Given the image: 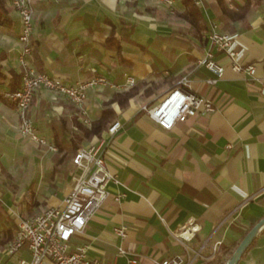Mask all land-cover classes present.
<instances>
[{
    "label": "crops",
    "instance_id": "1",
    "mask_svg": "<svg viewBox=\"0 0 264 264\" xmlns=\"http://www.w3.org/2000/svg\"><path fill=\"white\" fill-rule=\"evenodd\" d=\"M28 1L34 12L33 68L69 84L103 76L121 86L132 76L137 91L124 107L112 102L114 118L107 129L86 139L76 108L40 90L29 117L55 151L22 139L14 106L5 96L13 75H19L21 22L12 0H4L9 22L0 25V264L30 260L27 249L17 257L5 253L17 216L61 208L76 174L74 151L99 139L106 141V169L114 179L100 209L72 237V248L88 246L89 258L102 264H130L131 259L152 264L175 256L204 264L216 242L239 244L264 218V97L259 93L264 87V1L233 22L223 10L237 12L244 0H198L199 5L192 0L206 27L202 30L179 17L186 10L184 0H175L170 10L155 0ZM211 25L236 36L239 62L255 66L253 77L233 72L230 60L212 50L223 74L207 84L215 75L199 62L210 49ZM184 77L188 90L211 100L215 111L163 129L142 107L157 104ZM129 90L89 89L86 109L92 123L113 96ZM115 121L120 128L109 135ZM190 223L198 230L188 251L172 233ZM120 227L126 228L123 239L114 232ZM238 264H264L262 231Z\"/></svg>",
    "mask_w": 264,
    "mask_h": 264
},
{
    "label": "built area",
    "instance_id": "2",
    "mask_svg": "<svg viewBox=\"0 0 264 264\" xmlns=\"http://www.w3.org/2000/svg\"><path fill=\"white\" fill-rule=\"evenodd\" d=\"M165 9L170 10L175 0H155ZM196 4L199 5L198 0ZM13 9L19 16L21 32L18 38L20 45L17 56L19 64L20 87L18 90L5 94L15 109L19 120L18 133L20 137L28 139L39 147H47L51 151L55 148L46 140L38 136L33 122L29 117V107L34 96L45 90L51 94L54 100L57 96L63 97L76 108L80 122L90 127L92 120L86 109V93L89 89L111 85L114 89H131L135 85L132 76H126L121 86L111 84L103 76H94L88 80L78 81L75 84L65 83L55 75L40 72L32 67L34 12L28 0H12ZM235 35L220 33L215 25L207 36L209 51L204 59L199 62L210 70L215 79L207 81L208 85H214L221 78L223 68L213 59L212 50L225 55L230 60V68L233 72L245 77H253L254 65H243L239 62V53L235 46ZM189 80L184 77L172 88L157 104L143 106L142 111L157 125L163 129H170L175 122H183L198 115L209 114L215 111L214 103L205 98L191 93L188 90ZM264 97V87L260 90ZM120 128L115 121L108 128L109 135L114 134ZM104 139L96 143L80 147L72 157L71 163L75 167L76 174L73 185L63 201L61 208L50 207L42 213L22 218L17 216V229L13 239L8 243L5 253L10 257H17L19 252L27 249L30 260H18L19 264H102L98 260L89 258L88 246H70L73 236L81 233L90 218L100 209L108 196L107 184L114 177L106 169V150ZM198 227L193 223L180 228L172 233L176 242L190 251L187 243L191 241ZM120 238L126 237V228L120 227L114 230ZM221 242H216L211 247V253L204 259H210ZM204 245L196 252L200 255ZM135 259L129 260L130 264H136ZM152 264H191L185 261L183 256H175L169 259L154 261Z\"/></svg>",
    "mask_w": 264,
    "mask_h": 264
},
{
    "label": "trees",
    "instance_id": "3",
    "mask_svg": "<svg viewBox=\"0 0 264 264\" xmlns=\"http://www.w3.org/2000/svg\"><path fill=\"white\" fill-rule=\"evenodd\" d=\"M244 1H245L244 6L239 8L237 12H232L224 9L223 15L233 22L244 20L250 7L253 4H258L264 0H244ZM184 5L186 6V10L183 14L179 15V17L186 20L191 26H193L197 30L206 29V27H204L203 24H200L201 16L198 10L195 8L192 0H184ZM8 22H9V18L7 16V10L5 8L4 0H0V25L2 26L6 25L8 24ZM11 85H12L11 92L19 89L20 87L19 75L17 76L13 75V82ZM136 91L137 88H135L134 86L132 89H130L128 92L124 94L113 96L111 101L105 104L104 109L101 111L100 118L94 121L89 128L77 124L78 128L82 133V136L86 139H90L93 136L100 137L101 133L107 129L108 125L114 118V113L109 108V105L112 102H117L121 107H124L128 99L133 97V95H135ZM77 150L78 148H76V150L74 151L73 156L75 155ZM248 231L244 233L243 237L248 233ZM262 233H264V230L262 231ZM253 243L251 244V246L253 245ZM237 246L238 244H233L231 246L220 244L217 247L214 255L210 259L205 261L204 264H225L227 260L231 257L232 253L234 252ZM210 253H211V249H210Z\"/></svg>",
    "mask_w": 264,
    "mask_h": 264
},
{
    "label": "water",
    "instance_id": "4",
    "mask_svg": "<svg viewBox=\"0 0 264 264\" xmlns=\"http://www.w3.org/2000/svg\"><path fill=\"white\" fill-rule=\"evenodd\" d=\"M264 230V218L255 224L238 244L231 257L225 264H238L244 253L251 246L256 237Z\"/></svg>",
    "mask_w": 264,
    "mask_h": 264
},
{
    "label": "rangeland",
    "instance_id": "5",
    "mask_svg": "<svg viewBox=\"0 0 264 264\" xmlns=\"http://www.w3.org/2000/svg\"><path fill=\"white\" fill-rule=\"evenodd\" d=\"M22 138V137H21ZM22 139H25V138H22Z\"/></svg>",
    "mask_w": 264,
    "mask_h": 264
}]
</instances>
